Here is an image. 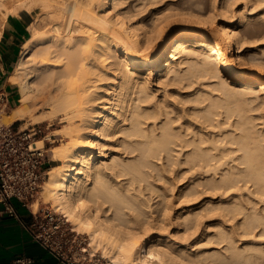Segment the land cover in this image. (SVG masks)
I'll use <instances>...</instances> for the list:
<instances>
[{"label":"bare ground","instance_id":"6f19581e","mask_svg":"<svg viewBox=\"0 0 264 264\" xmlns=\"http://www.w3.org/2000/svg\"><path fill=\"white\" fill-rule=\"evenodd\" d=\"M147 1L146 6H159L142 14L145 6L134 9L144 0H0V27L8 15L38 3L51 7L53 15H44L52 20L47 30L39 28L41 23L29 24L31 33L8 77L18 87V104L1 118L5 123L27 119L30 125L53 117L65 122L56 133L60 144L49 149L58 163L47 169L40 201L86 233L91 250H100L110 264H264V241L239 243L225 224L242 214L235 224L240 235L262 239L264 212L249 211L239 199L214 196L251 186V192L264 195V145L245 107L250 99L260 100L259 108L264 105V46L249 44L243 16L230 23L225 1ZM219 15L224 18L220 24ZM48 52L55 53V62ZM165 80L191 89L187 96L195 104L183 111L196 121L199 117L197 128L189 120L173 125L179 116L172 115L169 95H156ZM206 100L202 110L197 104ZM39 103L46 109L33 115ZM220 107L228 119L237 116L228 125L233 129L220 131L229 121H215ZM150 118L159 122L145 126ZM118 132L125 135L120 144L137 153L134 158L124 160L104 148L109 138L117 140ZM48 136L37 138L36 145L43 147ZM237 151L241 154L234 156ZM165 158L170 166L179 161L181 174L198 176L180 188L186 202L212 194L200 205L202 199L183 205L171 218L164 191L150 182L151 167H165ZM147 190L164 198L156 217L142 208ZM39 204L33 200L29 205L35 211ZM218 213L222 219L210 224L216 230L206 232L210 247H196L200 240L184 243L205 214ZM170 224L174 232L165 237Z\"/></svg>","mask_w":264,"mask_h":264},{"label":"rangeland","instance_id":"374dc122","mask_svg":"<svg viewBox=\"0 0 264 264\" xmlns=\"http://www.w3.org/2000/svg\"><path fill=\"white\" fill-rule=\"evenodd\" d=\"M200 1H201V3H205V2L210 3V1H211V3H213L212 1H214V0H200ZM224 1H225L224 4L226 5L228 3L227 5H229V7H230L229 8L230 12L228 13L231 17L230 23H235V22L239 21L240 17L243 16V18L247 21H244V19H243V21L245 23L242 22L241 25L245 26L246 39L249 42V44L252 43L251 45L264 46V0H262V1H260V0H215L217 5L220 3H223ZM133 2H136V1H133ZM147 2H148L147 0H144V3L141 4V6L140 5L137 6V8H135L134 10L139 11L145 6L146 8L145 7L144 8L146 11L143 8L142 12H141L143 14V13L147 12V10L149 8H155V7L159 6V3L158 4L155 3L156 5L155 4H152V5L149 4L148 6H146L145 4ZM40 4L41 3L36 4L32 9L20 10V12H17L13 16H18L19 13L21 15H27L28 26H29V24L35 25V24L41 23L39 25V28L41 27V30H47L51 26V24H49V23H51L50 20L53 16L51 13L52 8L51 7L48 8V6H47V9H46V8H44V6L42 4L41 5ZM6 5H7V7L12 6L10 3L9 4L6 3ZM132 6H134V5H132ZM134 7H136V6H134ZM49 10L51 12H49ZM137 11H134V12H137ZM47 12H49L50 15ZM45 14H47L51 18L48 17L50 19H47V17L44 16ZM244 15H245V17H244ZM8 16H11V15H8ZM3 19H4L3 14H2V11L0 10V22H2ZM223 19L224 18L221 15L216 17V21L219 24L224 22ZM250 19L251 20L255 19L257 22L254 24L249 23V21H251ZM42 25H45V26L42 27ZM28 30H29V33L27 34V37H29V35L31 33V26L28 27ZM21 50H22V48H21ZM54 54H55L54 52H48L46 54V57H49V59L52 58L51 62H55L54 60H56V59H54L55 58ZM110 60L111 59H108L106 62H108ZM165 81H166V83L164 82L160 85H157L156 95L157 96L158 95L159 96H162V95L168 96L169 95L168 99H169V102L171 105L170 107L173 109L172 115H174L176 117L179 116V118H178L179 120L177 119V121L174 122L173 125L174 126L179 125V124L185 125V123L189 120L188 122L191 124L190 127L191 128H197V125H199L198 122H200V121H198L199 117L198 118L195 117V118H197V121H198L197 122L196 120H194L192 113H191V116H188L183 111V109H186V108L188 109L195 104L193 101H191L192 100L191 98H193L192 95L187 96L188 93L191 92V89L188 90V89L181 88L182 84L177 85V84L173 83V84L168 85L167 80H165ZM96 83H104V82L98 81ZM14 89H15L16 100L14 102H11V104L6 109L7 111H9V109L11 107L18 104L19 94H18L17 85H14ZM213 93L216 95L217 92H213ZM41 96H38V100H37V98H35V101L40 102L42 99ZM155 99H156V96H155L154 100ZM216 101L219 102L218 100H216ZM259 101L260 100H258V99L257 100L250 99V101H247V103L245 104V107L247 108V111H246L247 114L254 117V118H252L253 122L251 121L252 126H254V128L257 130L258 136H259L260 140H262L261 144L264 145V105H262L259 108L258 107V105L260 104ZM207 104H209L208 100H206L205 102L203 101V103H200L197 105H199L198 106L199 108L201 107L202 110H204L205 109L204 107ZM256 107H258V108H256ZM171 108H169V109H171ZM32 109H33L32 110L33 115H37L38 113H40V115H41V113L45 111L46 106H42L39 103V104H36L35 107H33ZM218 110L222 114L220 115V113H219L216 116H214V118L217 119V120L215 119V121H221L222 119L227 120L228 117H226L224 108L220 107V108H218ZM229 118L230 119H228V120L230 121V124H229V121L227 120L228 123H224L223 124L224 126L222 125L225 128V130L223 127H221L220 131H226L227 129L228 130L233 129L230 126L228 127V125H231V123L237 118V116L232 115ZM1 121L3 122L2 118H1ZM12 122L14 123V125H19L21 127H22V124H24V122L26 123L25 124L26 126L29 125L27 122V119L14 120ZM145 122H146L145 126L151 127V125H153L154 123L159 122V119L150 118V119H146ZM3 123H5V122H3ZM5 124H9V123H5ZM46 124H47V126H46ZM37 125L41 128V132L39 135L36 136V139L39 137L49 135L47 137L48 139L47 138L44 139V146H43L46 150L47 157L49 158V163H48V168H49V167L55 165L56 163H58L57 161L53 160L49 149L54 145L60 144L61 137L59 135L56 136V133H59L61 130H63V127H65V122H63L62 120H59V118H57V117H55V118L53 117V119L50 122L45 121V122L37 123ZM217 130H218V128H217ZM234 131L236 132L237 129L236 130L234 129ZM234 131H233V133H235ZM228 132H230V131H228ZM231 132L228 134V136L231 135ZM238 132H239V130L236 133H238ZM124 137H125V135L123 133H120V132L116 133L115 139H117V140L115 141L114 138H109L108 141L106 142L104 148H106L108 153H110L111 151H114L116 155H119L123 159L125 158L126 160H130V159H132L133 156L137 155V153H129L128 152L129 150L120 144ZM226 146L234 147L235 145L228 144ZM240 154H241V151H237V152L233 153L234 156H237ZM179 157L180 158L183 157L182 153L179 155ZM105 161H106V159H102V162H105ZM107 161H110V159ZM154 161H155V163H158V164L160 162L159 160H156V159ZM182 167H183V165L179 161H177L176 164L173 166H170L169 164L167 165V160L165 158V167H158V168L151 167L152 170L150 169L151 173L153 175L152 178L150 179V182H152L155 186H158L165 193V208H167V207L169 208V210H168L169 211V214H168L169 218L174 216L177 211H180V208L183 205L191 204L192 202H199L200 199H202L201 202L199 204H197V205H200L209 198L206 196L212 195L211 193H202L199 196L198 200L186 202V199L184 197H181L179 194L180 188L185 186L189 181L194 180L195 177H198V176H194L193 173L181 174L178 170L182 169ZM160 174L165 176L164 177L165 179L160 180L158 178V176ZM46 177H47V174H46L45 178ZM110 177H111V175H110ZM45 178H44V180H45ZM253 189H254L253 186H251L250 189H246V187H241L239 189H233L232 193H229V194L226 193L224 195L221 191H218L217 193H215L214 196L216 197L215 200H219L221 197H227V198L232 197L233 199L234 198L239 199L248 208L249 211L260 210V211L264 212V195H261L258 192H251V190H253ZM40 190H41V187H40ZM40 190H39V193L37 194V196L33 199V200H39L40 204L35 211L33 208H31L32 211L33 212H39V211L41 212V210L46 209V210H49L50 212H55L61 218L62 229L66 230L67 237L70 239V241H67L65 244H63L61 249H56L58 251V253H60L61 255H63L65 258H67L69 260H75V262L77 261L78 264H80V263L81 264H110V260H108V258H106L100 250L99 251H92L91 250L92 247L88 245L89 238H88L86 233H84V232L79 233L72 226L71 222L67 221L66 218L63 217V215L59 211L52 208L49 203H44V202L40 201V199H41V197H40L41 191ZM145 192H146V195L141 198L144 202L142 208L144 211H147V212H150L151 210H153L151 215L156 217L158 212H156L155 210L161 209V207L163 206V199L164 198L161 195H159L160 192L150 193V191H148V190ZM150 197H151V199L148 201V198H150ZM148 204L149 205L151 204V206L148 207L147 206ZM241 216H242V214L239 217L225 221V224L228 227L233 228L236 236L238 237V239H240L239 243H241L242 240H246V239H249L253 242L254 241H260V240L264 241V238H262V239L254 238V237H252V235H245V236L240 235L241 230L238 229L235 226V224H236L238 218H240ZM220 219H222V217H221V214H219V213L218 214H205L202 218V222L199 226V229L193 235L188 236V238L184 241V243H192V242L200 240L199 243H197L195 245L196 247L197 246H200V248L210 247L211 246L209 244L210 243L209 240L211 238L210 235L213 234V232L216 230V227L210 226V224L211 223L215 224ZM174 226H175V224H170L168 226L167 231L165 230V237L171 236V234L174 232ZM257 231L258 230L256 229L255 232H257ZM206 232L208 234H210V233L211 234L207 235ZM172 238L174 239V236ZM175 241H177V240L175 239ZM262 245H264V243H262ZM84 248H85V250H83ZM175 248L179 250V249H181V245L178 244V245H176Z\"/></svg>","mask_w":264,"mask_h":264},{"label":"built area","instance_id":"2783aa9c","mask_svg":"<svg viewBox=\"0 0 264 264\" xmlns=\"http://www.w3.org/2000/svg\"><path fill=\"white\" fill-rule=\"evenodd\" d=\"M9 106L8 94L0 88V218L7 215L19 218L13 200L29 209L32 215L30 232L48 248L58 252L70 239L62 229L61 218L49 210L33 212L30 202L39 193L46 176L49 158L44 147L36 145V136L41 128L37 124L22 128L13 122L1 121ZM69 264H78L67 259ZM33 258L18 255L14 264H31ZM81 264V263H80Z\"/></svg>","mask_w":264,"mask_h":264},{"label":"crops","instance_id":"0c3cea01","mask_svg":"<svg viewBox=\"0 0 264 264\" xmlns=\"http://www.w3.org/2000/svg\"><path fill=\"white\" fill-rule=\"evenodd\" d=\"M27 15L8 16L0 27V88L8 94L9 105L16 100L14 85L8 81L27 38ZM19 218H0V264H14L18 255L33 258L31 264H69L67 258L48 248L30 232L32 215L28 208L13 200Z\"/></svg>","mask_w":264,"mask_h":264},{"label":"snow or ice","instance_id":"6c2138e0","mask_svg":"<svg viewBox=\"0 0 264 264\" xmlns=\"http://www.w3.org/2000/svg\"><path fill=\"white\" fill-rule=\"evenodd\" d=\"M136 245H137V242L136 241H132L131 242V247H132L133 250H135ZM121 251H124V249H121Z\"/></svg>","mask_w":264,"mask_h":264}]
</instances>
